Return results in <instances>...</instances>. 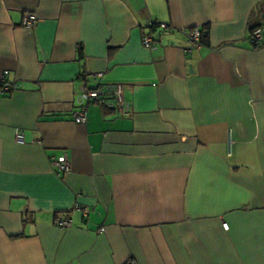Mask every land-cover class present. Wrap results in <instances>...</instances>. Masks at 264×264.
<instances>
[{
	"label": "crops",
	"instance_id": "crops-1",
	"mask_svg": "<svg viewBox=\"0 0 264 264\" xmlns=\"http://www.w3.org/2000/svg\"><path fill=\"white\" fill-rule=\"evenodd\" d=\"M251 18L264 33V0H0V81L17 85L0 94V264H264ZM191 28L206 38L186 53ZM102 84L124 109L88 104L76 124Z\"/></svg>",
	"mask_w": 264,
	"mask_h": 264
},
{
	"label": "built area",
	"instance_id": "built-area-1",
	"mask_svg": "<svg viewBox=\"0 0 264 264\" xmlns=\"http://www.w3.org/2000/svg\"><path fill=\"white\" fill-rule=\"evenodd\" d=\"M37 23V19L33 14H28L23 18L21 27L26 30H31L35 27ZM169 30V27L165 23H155L151 24L149 27V31L142 38L141 44L147 50H152L154 47L153 34L155 32L165 33ZM201 29L199 28H191L185 31V36L188 41V47L186 48V53H190L193 50H199L203 47L201 42ZM249 45L255 49L264 45V33L261 29H256L249 35L248 38ZM6 75V73H4ZM100 77V75H97ZM17 85L10 84L5 82L3 79L0 81V94L6 95L10 93L12 90H16ZM122 91L123 86L117 84H102L93 89H88L83 87L81 89V93L79 96V101L82 104L78 114L74 118V122L78 125H84L86 123V105L88 104H96L99 106H106L111 103L116 108L124 109V103L122 99ZM15 141L17 144H23V136L19 133L15 134ZM51 169L58 175L64 176L70 172V164L66 158H61L58 160H53L50 163ZM81 212L84 216H87L88 210L81 209ZM71 224L69 219H63L57 223V226L60 228H67ZM226 228V225H224ZM104 230L101 228L98 232H103ZM132 264V263H130Z\"/></svg>",
	"mask_w": 264,
	"mask_h": 264
},
{
	"label": "trees",
	"instance_id": "trees-1",
	"mask_svg": "<svg viewBox=\"0 0 264 264\" xmlns=\"http://www.w3.org/2000/svg\"><path fill=\"white\" fill-rule=\"evenodd\" d=\"M260 27H261L260 21L258 19H256V20L254 19L253 20L251 18L250 23H249V35H251L254 30L260 29ZM201 32H202L201 33L202 34V36H201V42L204 43L205 38H206V36L203 34L204 28H203V31H201Z\"/></svg>",
	"mask_w": 264,
	"mask_h": 264
}]
</instances>
